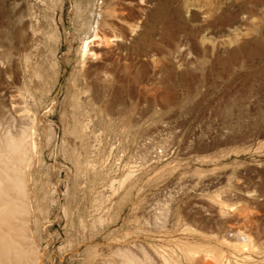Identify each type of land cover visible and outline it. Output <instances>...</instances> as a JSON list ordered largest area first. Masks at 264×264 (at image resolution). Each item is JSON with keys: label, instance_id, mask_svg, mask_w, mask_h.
<instances>
[{"label": "rangeland", "instance_id": "1", "mask_svg": "<svg viewBox=\"0 0 264 264\" xmlns=\"http://www.w3.org/2000/svg\"><path fill=\"white\" fill-rule=\"evenodd\" d=\"M97 29L101 52L84 60L81 46ZM4 67L18 70L8 81L14 94L44 98L39 111L57 96L49 118L59 127L68 109L75 150L96 143L103 161L112 143L116 175L145 161L177 167L120 200L117 227L132 238L162 243L135 231L136 219L145 226L143 206L158 211L180 180L189 194L264 189V0H0ZM94 67L111 70V92ZM88 117L80 139L77 124ZM75 201L87 214L90 194ZM260 213L264 221V204ZM95 239L103 253V231Z\"/></svg>", "mask_w": 264, "mask_h": 264}, {"label": "bare ground", "instance_id": "2", "mask_svg": "<svg viewBox=\"0 0 264 264\" xmlns=\"http://www.w3.org/2000/svg\"><path fill=\"white\" fill-rule=\"evenodd\" d=\"M100 36L97 29L86 37L80 52L84 60L99 55ZM17 75L14 67L0 69V264H68L67 259L77 264H264L260 213L264 189L260 184L232 197L204 191L189 194L180 180L176 191H167L158 211L154 212L157 203L143 206V212H148L142 221L147 228L138 219L134 225L135 231L142 230L146 238L162 243L132 238L129 230L117 227L120 200L134 188L139 195L142 183L177 167L168 163L157 167L145 161L116 175L112 143L103 161L93 157L96 143L75 150L67 136L68 109L62 112L58 127L49 118L57 96L39 111L44 100L40 95L28 89L17 94L10 90L8 81ZM95 77L112 91L111 70L101 69ZM74 88L79 105L84 92L76 81ZM91 123L89 117L79 121L76 136L87 135ZM99 185L104 186L103 193ZM88 193L87 214L78 201L70 206ZM137 208L131 207L135 217ZM102 231L106 238L103 253L95 241Z\"/></svg>", "mask_w": 264, "mask_h": 264}]
</instances>
